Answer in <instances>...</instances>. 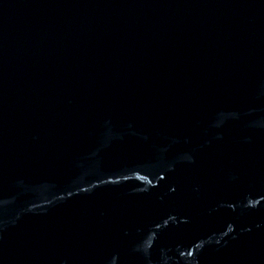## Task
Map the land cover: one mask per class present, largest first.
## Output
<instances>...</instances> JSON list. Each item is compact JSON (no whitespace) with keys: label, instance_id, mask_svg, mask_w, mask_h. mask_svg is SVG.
I'll return each mask as SVG.
<instances>
[{"label":"water","instance_id":"obj_1","mask_svg":"<svg viewBox=\"0 0 264 264\" xmlns=\"http://www.w3.org/2000/svg\"><path fill=\"white\" fill-rule=\"evenodd\" d=\"M0 264H264V0H0Z\"/></svg>","mask_w":264,"mask_h":264}]
</instances>
